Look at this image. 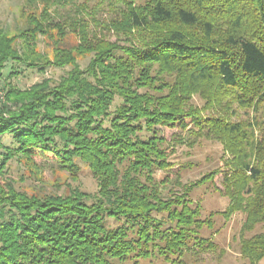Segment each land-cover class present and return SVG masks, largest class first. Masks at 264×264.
<instances>
[{"label":"trees","instance_id":"trees-1","mask_svg":"<svg viewBox=\"0 0 264 264\" xmlns=\"http://www.w3.org/2000/svg\"><path fill=\"white\" fill-rule=\"evenodd\" d=\"M39 1L40 18L31 15L25 30L0 29V80L10 60L72 69L57 85L10 83L0 105V264H138L182 256L191 243L213 247L200 236L213 214L200 219L190 194L222 169L165 197L160 184L169 179L155 174L173 165L160 128L184 132L177 144L218 140L230 198L219 213L228 221L245 214V231L264 224V0H99L91 10L73 0H29ZM107 2L113 15L102 22L96 14ZM54 6H71L74 17ZM68 30L77 42L65 46ZM105 31L125 38L111 42ZM40 36L54 45L52 60L37 50ZM4 135L14 146H3ZM37 154L73 178L85 164L96 195L30 194L1 183L10 161L31 167ZM241 253L250 264L264 260V234L243 239Z\"/></svg>","mask_w":264,"mask_h":264},{"label":"rangeland","instance_id":"rangeland-1","mask_svg":"<svg viewBox=\"0 0 264 264\" xmlns=\"http://www.w3.org/2000/svg\"><path fill=\"white\" fill-rule=\"evenodd\" d=\"M98 1L73 0L76 5H85L89 10ZM40 4V1L32 4L29 0H0V29H3L10 36L18 35L27 28L31 15L37 14L36 16L40 18L43 11L42 6L36 9V6L38 7ZM54 7L59 8L58 11L61 14H69L74 17V9L70 10L71 6L65 8ZM50 12L54 15L53 9ZM112 15L107 2L96 14V19L105 22ZM85 17L90 23V28L93 31L96 30L95 22L89 19L91 17L89 15ZM58 19L61 20V18ZM103 33L111 42H116L119 37L125 38L113 31ZM18 42L22 43L21 40ZM76 42L75 34L68 30L65 46ZM37 48L39 52L47 54L51 60L53 59L54 45L46 41L44 37L40 36ZM88 62L89 59L80 61L81 68H86ZM71 69V66L59 68L55 65L49 66L45 70L30 69L26 64H19L10 60L6 64L3 77L0 80V105L6 101V90L10 83L18 86L21 90H30L34 85L45 80L51 81L52 85H57ZM15 72L18 73L15 74ZM193 103L201 107L204 101L196 96ZM241 115L244 119L246 118L243 113ZM238 119L235 118L234 120ZM160 132L168 141L170 148L169 162L173 165L169 171L158 170L155 174L158 182L169 179V182L160 184L165 197H170L174 193L181 194L185 191L184 185L194 184L205 174L222 169V172H218L214 176L212 182L195 186L190 194L194 204H200L201 206L200 219L205 220L213 214V227L204 226L200 232V236L209 240L213 247L206 245L204 248H200L198 245L191 243L189 249L183 251L182 256L173 255L170 256V260L158 257L140 260L138 264H176L173 260H177L180 264H250L249 260L242 256L241 241L256 234H264V224L257 225L252 231H245L243 230L246 220L245 214L238 213L228 221L219 213L225 211L230 203V198L225 194L223 183L224 175L229 169L225 165L228 156L225 155L222 144L213 137H201L193 146H190L188 142L177 144L173 140L174 136H183L185 135L184 132L170 128H160ZM203 132L207 133L205 129ZM2 144L4 147L14 146L12 135H4ZM173 148L175 151L171 153ZM0 152H3V150L0 149ZM33 161L34 166L31 167L26 166L17 159L10 161L5 178L1 183L3 185L7 182L12 183L18 191L24 190L30 194L69 195L72 189L78 188L91 196L96 195L98 191L97 181L85 164L78 162L81 166V172L78 178H73L69 173L59 168L52 156L47 157L37 154L33 157ZM133 263L131 261L126 264ZM259 264H264V260Z\"/></svg>","mask_w":264,"mask_h":264}]
</instances>
